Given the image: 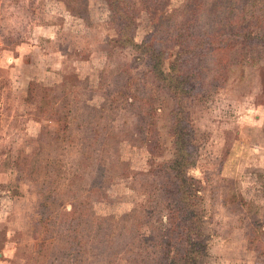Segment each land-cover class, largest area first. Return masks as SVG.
I'll return each mask as SVG.
<instances>
[{
    "label": "rangeland",
    "instance_id": "obj_1",
    "mask_svg": "<svg viewBox=\"0 0 264 264\" xmlns=\"http://www.w3.org/2000/svg\"><path fill=\"white\" fill-rule=\"evenodd\" d=\"M120 1L179 66L180 99L118 41L108 0H0V264H182L179 102L201 263L264 264V0H204L180 56L186 0Z\"/></svg>",
    "mask_w": 264,
    "mask_h": 264
},
{
    "label": "trees",
    "instance_id": "obj_2",
    "mask_svg": "<svg viewBox=\"0 0 264 264\" xmlns=\"http://www.w3.org/2000/svg\"><path fill=\"white\" fill-rule=\"evenodd\" d=\"M111 7L115 11L116 18L121 23L119 30L120 42L125 46L133 47L138 53H147L150 58L151 68L158 79L165 80L168 87L178 96V99L186 92V88L183 85L182 80L185 78L181 72L179 66L175 63L170 65V72L164 69V55L165 51L153 43L143 41L138 43L133 35L135 29L136 18L133 13L122 9L120 0H108ZM204 0H186L181 10V30L186 35L178 30L177 44L179 50H177V56H180L183 52V38L188 34L194 36L197 35L199 39V27L195 26V22L200 21V14L202 11ZM201 32V31H200ZM207 32H202V35H206ZM242 35V33H238ZM248 35H245V37ZM250 38L253 39L254 35L249 34ZM180 40V41H179ZM193 49L198 48V43L195 46H191ZM178 59V58H177ZM180 61V60H179ZM189 122L187 121L185 114L182 109V103L179 102L178 108L175 112V121L173 125V134L175 137L176 155L172 162L168 165V169L172 172L176 182V193L177 198L175 204H182L178 210L172 209L170 218L169 231L174 232L175 228L183 226L184 236L181 241L184 242L185 246L180 253V259L182 264H202L201 256L205 252V246L202 245L201 234L203 233V214L201 210V199L198 195L199 185L196 182V178L189 174V167L194 163L190 160L192 155L191 148L192 144L187 138L189 135ZM177 191V192H176ZM179 211V212H178ZM173 238H167L165 244L171 245ZM179 239V238H177ZM205 249V250H204ZM167 254V251H166ZM168 252L167 257H170ZM172 261V260H170Z\"/></svg>",
    "mask_w": 264,
    "mask_h": 264
},
{
    "label": "water",
    "instance_id": "obj_3",
    "mask_svg": "<svg viewBox=\"0 0 264 264\" xmlns=\"http://www.w3.org/2000/svg\"><path fill=\"white\" fill-rule=\"evenodd\" d=\"M1 255V254H0Z\"/></svg>",
    "mask_w": 264,
    "mask_h": 264
}]
</instances>
